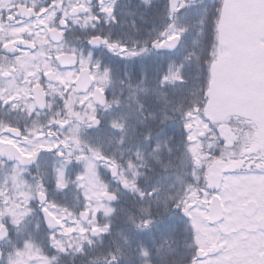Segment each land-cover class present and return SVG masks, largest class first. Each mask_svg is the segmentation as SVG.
<instances>
[{"label":"snow or ice","instance_id":"1","mask_svg":"<svg viewBox=\"0 0 264 264\" xmlns=\"http://www.w3.org/2000/svg\"><path fill=\"white\" fill-rule=\"evenodd\" d=\"M0 264H264V0H0Z\"/></svg>","mask_w":264,"mask_h":264}]
</instances>
